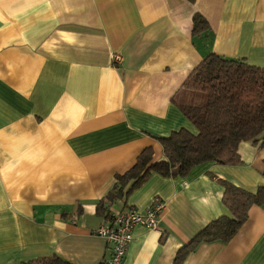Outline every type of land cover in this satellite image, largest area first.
<instances>
[{
	"label": "crops",
	"instance_id": "crops-1",
	"mask_svg": "<svg viewBox=\"0 0 264 264\" xmlns=\"http://www.w3.org/2000/svg\"><path fill=\"white\" fill-rule=\"evenodd\" d=\"M199 13L209 30L192 34ZM264 67V0H0V264L57 255L102 264L96 203L159 137L195 132L171 99L207 53ZM120 56L114 61L113 56ZM242 163L204 162L183 177L152 173L109 208L144 211L122 264H264V203L226 243L179 248L229 215L216 178L264 186V144L239 145Z\"/></svg>",
	"mask_w": 264,
	"mask_h": 264
},
{
	"label": "trees",
	"instance_id": "trees-1",
	"mask_svg": "<svg viewBox=\"0 0 264 264\" xmlns=\"http://www.w3.org/2000/svg\"><path fill=\"white\" fill-rule=\"evenodd\" d=\"M192 2L193 0H189ZM199 13L192 16V34L208 31ZM195 128H180L159 137L163 158L153 159L145 148L123 174L115 175L111 190L96 203V213L109 217L110 206L127 197L152 173L163 177H183L204 162L221 165L242 163L239 145L246 141L264 144V67L243 58L207 53L184 80L171 99ZM264 175V173H262ZM223 188L221 201L229 215L210 221L191 240L178 249L175 263L183 261L200 243L228 242L241 228L252 205L264 203V186L255 191L216 178ZM24 264H71L57 255L42 256Z\"/></svg>",
	"mask_w": 264,
	"mask_h": 264
},
{
	"label": "built area",
	"instance_id": "built-area-1",
	"mask_svg": "<svg viewBox=\"0 0 264 264\" xmlns=\"http://www.w3.org/2000/svg\"><path fill=\"white\" fill-rule=\"evenodd\" d=\"M113 60H120V56H113ZM164 208V203L159 198H155L151 206L144 211L134 208L110 211L107 221L94 231L96 235L105 238L107 243H110V254L102 264H122L127 246L132 239L134 226L143 225L147 228H156L158 217Z\"/></svg>",
	"mask_w": 264,
	"mask_h": 264
}]
</instances>
